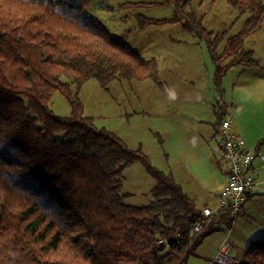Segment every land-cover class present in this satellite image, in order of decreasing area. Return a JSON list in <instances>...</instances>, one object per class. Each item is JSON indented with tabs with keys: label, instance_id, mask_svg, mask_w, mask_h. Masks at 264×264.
Wrapping results in <instances>:
<instances>
[{
	"label": "trees",
	"instance_id": "trees-1",
	"mask_svg": "<svg viewBox=\"0 0 264 264\" xmlns=\"http://www.w3.org/2000/svg\"><path fill=\"white\" fill-rule=\"evenodd\" d=\"M90 1L0 0V264H186L203 239L232 227L234 213L206 217L171 173L86 115L81 96L92 81L106 91L115 81L165 83L158 60L110 32L87 11ZM166 1L174 17L139 16L140 29L181 22L205 44L219 90L230 69L258 64L244 41L264 24V0H227L238 12L233 25L245 21L222 52L229 31L207 30L188 10L193 0ZM57 93L67 116L51 108ZM262 148L264 140L255 152ZM136 163L155 181L145 207L124 202V171ZM241 264H264V238Z\"/></svg>",
	"mask_w": 264,
	"mask_h": 264
},
{
	"label": "rangeland",
	"instance_id": "rangeland-1",
	"mask_svg": "<svg viewBox=\"0 0 264 264\" xmlns=\"http://www.w3.org/2000/svg\"><path fill=\"white\" fill-rule=\"evenodd\" d=\"M188 10L202 17L207 30L215 34L229 31L220 41L219 52L223 51L228 37L237 34L245 21V18L239 19L233 25L238 12L227 0H193ZM87 11L143 57L156 58L160 79L168 88L153 80L134 82L133 88L115 81L110 91H106L92 81L84 86L81 96L86 115L94 118L96 126L117 134L129 148H141L154 166L171 173L187 193L195 194L198 205L210 201L216 206L224 183L223 171L229 166L221 160L215 133L220 120V103L225 102L234 115L231 123H236L234 119L237 118L238 126H253L252 133H246L250 143L254 144L260 135L259 141L264 140V78L257 81L251 75L236 73L242 67L230 69L223 90H219L214 81L215 67L205 44L186 31L181 22L155 23L140 29L139 16L156 20L174 17V6L166 0H92ZM262 28L245 39L244 49L254 51L264 70ZM169 90L178 93L175 101L169 100ZM52 103L55 114H70L69 101L63 94H55ZM250 143H247L248 148ZM255 163L260 165V160ZM259 171L264 174L263 170ZM154 187L155 181L141 163L124 171L126 204L150 205L154 200ZM226 237L230 238L233 253L239 259L254 240L264 238V193L256 192L247 200L234 217L231 228L223 225L220 231L203 239L186 264H210Z\"/></svg>",
	"mask_w": 264,
	"mask_h": 264
},
{
	"label": "built area",
	"instance_id": "built-area-1",
	"mask_svg": "<svg viewBox=\"0 0 264 264\" xmlns=\"http://www.w3.org/2000/svg\"><path fill=\"white\" fill-rule=\"evenodd\" d=\"M225 115L222 119V126L218 133V150L221 153V159L230 163L228 170V183L221 194L222 210L231 208L234 217L244 208L247 197L257 192L261 183L258 175V168L264 169V148L258 152L251 151L244 140L231 132L232 118L234 115L225 109ZM260 160L259 167H256V160ZM204 215L210 216L214 211L210 208L204 209ZM200 224L195 226V232L201 231ZM210 264H240V259L233 253L230 238L226 237L215 258Z\"/></svg>",
	"mask_w": 264,
	"mask_h": 264
},
{
	"label": "crops",
	"instance_id": "crops-1",
	"mask_svg": "<svg viewBox=\"0 0 264 264\" xmlns=\"http://www.w3.org/2000/svg\"><path fill=\"white\" fill-rule=\"evenodd\" d=\"M263 27H264V24H263ZM263 28H261V30H262ZM260 30V31H261ZM259 31V32H260ZM125 40V39H124ZM129 44V43H128ZM130 45V44H129ZM131 46V45H130ZM132 47V46H131ZM135 49V48H134ZM138 51V50H137ZM139 52V51H138ZM145 58H147V57H145ZM152 58V57H151ZM225 63V62H224ZM239 67H242V68H238V67H235V68H232V69H239V70H241V71H238V72H236V73H239V72H242L244 75L245 74H248V75H251V76H253V77H255V80H257V81H259V80H261V79H263L264 78V74L262 73L264 70L262 69V67L260 66V64H257V65H253V66H239ZM215 73V72H214ZM214 75V74H213ZM227 75V74H226ZM225 79V78H224ZM224 79L222 80V90H223V82H224ZM169 83V82H168ZM170 84V83H169ZM113 85H115V84H113ZM130 85V87L131 88H133V84L132 83H130L129 84ZM167 86V85H166ZM167 88H168V86H167ZM224 105H226V103L225 102H221L220 103V106H221V111L223 112V110H225L227 107L226 106H224ZM234 104L232 103V106H233ZM223 109V110H222ZM239 113V112H238ZM234 121L236 122V123H232V126H231V132L232 133H235V134H238L243 140H244V142H245V144H246V146L248 145L247 143L249 142L250 143V141H249V138L246 136V133H248V132H251L252 133V128H253V126H238V120H237V118H235L234 119ZM263 121H264V119H263ZM218 129H219V126H216L215 127V133L217 134V131H218ZM261 136L262 135H260L259 137H257V140H256V142L255 143H257L260 139L259 138H261ZM215 138H216V135H215ZM262 141V140H261ZM261 141H259L256 145H254V144H252V143H250L251 144V147L250 148H252L251 150H254V151H256L258 148H259V144H260V142ZM247 147H249V146H247ZM221 160H225V159H221ZM226 162H228L227 160H225ZM229 163V162H228ZM258 166H259V163H256ZM258 166H256V167H258ZM229 167H230V163H229V166L227 167V168H225V170L223 171V176H224V183H223V185H222V188L220 189V195H219V200H218V204L216 205V206H214V205H212L211 203H210V201H205L204 202V205H202V206H200V205H198V207L199 208H210V209H212L214 212H217V211H219L220 210V208H221V194H222V192H223V190L225 189V187L227 186V183H228V170H229ZM259 169H261V170H263L264 171V169H262V168H258V175H259V178H260V183H261V185H260V188H259V190H258V193H264V174H263V172H261V171H259ZM182 187H183V189H184V185H182L181 183H179ZM185 190V189H184ZM189 194V193H188ZM190 195V194H189ZM254 194H252V195H250V196H248L247 197V200L251 197V196H253ZM190 197L191 198H193L195 201L197 200V196L195 195V194H192V195H190ZM247 200H246V202H247ZM196 203H197V201H196ZM219 247H220V245H219ZM233 248V247H232ZM248 248V247H247ZM246 248V249H247ZM219 249V248H218ZM218 252V251H217ZM217 252L215 253V256H216V254H217ZM215 256L213 257V259L215 258ZM237 256V255H236ZM212 259V260H213ZM211 260V261H212Z\"/></svg>",
	"mask_w": 264,
	"mask_h": 264
},
{
	"label": "clouds",
	"instance_id": "clouds-1",
	"mask_svg": "<svg viewBox=\"0 0 264 264\" xmlns=\"http://www.w3.org/2000/svg\"><path fill=\"white\" fill-rule=\"evenodd\" d=\"M177 97H178V93L176 92V91H174V90H169L168 91V98H169V100L170 101H175L176 99H177ZM225 111V110H224ZM224 117V116H223ZM260 188V187H259ZM259 190V189H258ZM258 192V191H257ZM256 193V192H255ZM255 193H253V194H255ZM215 213V212H214ZM213 213V214H214ZM211 216V215H210ZM206 217H208V216H206ZM202 230V229H201ZM200 232V231H199ZM233 249V248H232ZM240 264H241V259H240Z\"/></svg>",
	"mask_w": 264,
	"mask_h": 264
}]
</instances>
